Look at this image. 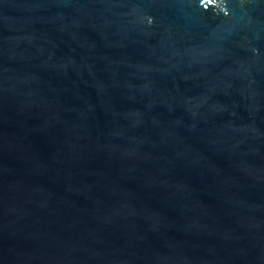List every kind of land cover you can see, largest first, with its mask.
<instances>
[{
    "label": "water",
    "instance_id": "95a60500",
    "mask_svg": "<svg viewBox=\"0 0 264 264\" xmlns=\"http://www.w3.org/2000/svg\"><path fill=\"white\" fill-rule=\"evenodd\" d=\"M0 264H264V0H0Z\"/></svg>",
    "mask_w": 264,
    "mask_h": 264
},
{
    "label": "clouds",
    "instance_id": "9594fccd",
    "mask_svg": "<svg viewBox=\"0 0 264 264\" xmlns=\"http://www.w3.org/2000/svg\"><path fill=\"white\" fill-rule=\"evenodd\" d=\"M221 7H224V5L221 3ZM150 19V18H149Z\"/></svg>",
    "mask_w": 264,
    "mask_h": 264
}]
</instances>
